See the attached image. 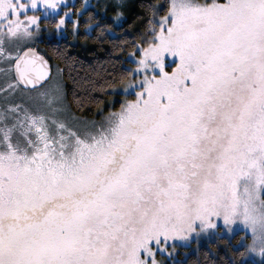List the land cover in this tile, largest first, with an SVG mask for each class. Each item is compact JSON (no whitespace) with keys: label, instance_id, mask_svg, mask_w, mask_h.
Wrapping results in <instances>:
<instances>
[{"label":"snow or ice","instance_id":"obj_1","mask_svg":"<svg viewBox=\"0 0 264 264\" xmlns=\"http://www.w3.org/2000/svg\"><path fill=\"white\" fill-rule=\"evenodd\" d=\"M141 6L133 66L108 84L134 98L82 121L30 47L37 11L57 33L69 11L0 0V264H175L177 240L221 221L264 259V0ZM21 86L35 95L8 102Z\"/></svg>","mask_w":264,"mask_h":264},{"label":"trees","instance_id":"obj_2","mask_svg":"<svg viewBox=\"0 0 264 264\" xmlns=\"http://www.w3.org/2000/svg\"><path fill=\"white\" fill-rule=\"evenodd\" d=\"M147 2L159 3L161 0H131L120 24L101 16L92 7L80 15L75 10L74 17L79 21L75 34L72 20H68L65 35L56 34V17L52 21L44 19L40 22L41 25H49L53 33L49 37L43 27L42 38L34 46L60 70L66 100L73 112L93 117L101 109L109 111L113 92L108 84L132 65L126 53L131 51L130 42L137 39L144 29L141 21L145 13L141 5ZM75 8H82V0H76ZM109 25L111 27L106 31H97L101 26ZM120 48L124 51H119ZM119 104V100L114 101L113 108H119ZM240 236V232L233 236L224 234L179 251L171 259L175 264H257L244 258V248L237 245Z\"/></svg>","mask_w":264,"mask_h":264},{"label":"rangeland","instance_id":"obj_3","mask_svg":"<svg viewBox=\"0 0 264 264\" xmlns=\"http://www.w3.org/2000/svg\"><path fill=\"white\" fill-rule=\"evenodd\" d=\"M130 1L131 0H123L125 7H122L119 9V11L123 13V15L119 17V19L116 18V10H114V6L117 3L121 2V0H82V8H77V9L75 8L76 0H60L61 7L58 10H56V12L59 15H63L64 11L67 10L69 11L70 15L66 19L73 20V19H76L74 17L75 10L77 11V15H80L83 10H85L86 8L92 7L95 9L96 12L100 13L101 16L113 20V22L116 24H120L121 22L124 21V18H125L124 11L127 5L130 3ZM36 14L41 16L40 22L44 19H48V21H52L51 19H54V17L58 19V15H56L55 13L51 11L49 12L47 17L43 15V10L37 11ZM43 27L46 30L45 34H47L49 37L52 35L53 31L51 27H49V25H45V26L41 25V30L37 34L35 42L32 43L30 46H34L37 42H39V40H41L42 34H43L42 32ZM67 28H68V25L66 24L65 26H63L62 30L59 33H57V30H56V34L58 35L67 34ZM132 66L133 65H130V68ZM0 69H6V65L4 64L3 61H0ZM5 79L6 77L4 76V74L0 73V85L3 84ZM43 86L45 89H50L53 92H56L58 90L62 94L61 106L64 109H66V113H65L66 115H70L71 117L82 120V121L83 120H87V121H93V120L99 121L100 120L101 111L98 112V114H96L95 116L90 117V116H84V115L77 114L70 109L68 102L66 100L64 81L62 79L60 70L56 66H53L52 76L50 80ZM117 87L119 89V86ZM33 95H35V93L32 92L31 90L21 88L20 90H17L15 93L9 94L8 102L25 103L28 101V97L33 96ZM132 98L134 97L130 95L125 96L123 91H119L118 95L113 94V101L109 103V106L112 109H114L113 108L114 101L119 100L121 102L123 99H132ZM4 105H5L4 94L0 93V108L4 107ZM107 112L108 111L103 110V113H107ZM232 227H233V231L229 232L228 227L225 226L223 222L221 221L218 223L217 229H209L208 232H201L199 235H197L196 233H193L187 240H184V241L177 240L175 242L176 248L173 251L172 257L176 256V254L179 251H185V249L188 247H193L194 245L216 239L224 234L228 236H233L236 233L240 232L238 230L237 225H233ZM246 244H247L246 240L241 242V236H240L237 245L244 248V252H245L244 258L247 260L253 261L257 264L264 263V259H262L257 253L246 251Z\"/></svg>","mask_w":264,"mask_h":264},{"label":"water","instance_id":"obj_4","mask_svg":"<svg viewBox=\"0 0 264 264\" xmlns=\"http://www.w3.org/2000/svg\"><path fill=\"white\" fill-rule=\"evenodd\" d=\"M30 47L35 48V49L39 52L40 55L44 56L45 59H47V60L49 61V67H50V73H51L50 78H51V76H52V71H53V65H52V62L50 61V59H49L44 53H42V52L38 49V47H36V46H30ZM50 78H48L47 82L50 80ZM47 82H46V83H47ZM46 83H44V85H45ZM21 88H23V86H21ZM23 89H24V88H23ZM27 90H30V89H27Z\"/></svg>","mask_w":264,"mask_h":264}]
</instances>
